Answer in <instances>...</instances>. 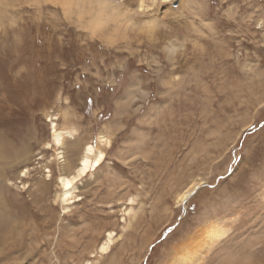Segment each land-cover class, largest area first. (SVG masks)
Wrapping results in <instances>:
<instances>
[{"label":"rangeland","instance_id":"374dc122","mask_svg":"<svg viewBox=\"0 0 264 264\" xmlns=\"http://www.w3.org/2000/svg\"><path fill=\"white\" fill-rule=\"evenodd\" d=\"M70 1L0 0V264H169L210 223L226 233L192 264H264V0H107L128 22L115 35ZM51 119L80 146L112 140L68 209Z\"/></svg>","mask_w":264,"mask_h":264},{"label":"bare ground","instance_id":"6f19581e","mask_svg":"<svg viewBox=\"0 0 264 264\" xmlns=\"http://www.w3.org/2000/svg\"><path fill=\"white\" fill-rule=\"evenodd\" d=\"M164 1L171 2L172 0H164ZM79 3H80V0L70 1L71 5H70V10H69V12L72 13L73 8L75 9V7H76L79 21H81L83 18H85V16H88L89 17L88 19H90L91 25H95V26H102L103 25V28H105V27H108L110 24H113L114 26L112 28H109V27L107 28V29H109L108 33H110L112 31L114 33L113 35L117 34L120 31H124L125 28H127L125 25L128 22H126V20H123V18H122L123 14L118 12L115 8L112 9V7L108 4L107 0H86L85 2H83V4H79ZM98 6L100 9L95 12L96 7H98ZM103 18H104V20H100ZM99 20L102 23H100ZM144 26H146V25H144ZM142 29H143V27H142ZM123 34H124V32H123ZM119 35H120V33H119ZM124 36H125V34H124ZM127 36L128 35H126V37ZM108 39L109 38H107V40ZM117 40H120V37ZM113 42H114V39H113ZM115 42H117V41H115ZM175 42L176 41H174V43L173 42L171 43V41H170L169 45L165 48L167 55H170V56L173 55L174 56V54L177 52L178 46H176V45H178V44H175ZM54 120H57V119H54ZM50 122L52 123L51 124L52 140L50 143H47L46 146H47V149H50V150L54 148L53 150H54L55 158L53 160L57 161L58 164H60L59 166L61 169V175L58 179L59 192L56 195V198L65 207V209H68L70 206H72L73 204H75L81 200V199H78V195H77V193L79 192V189H80L78 183L81 180H83V178L87 177L91 172L97 171L102 166V164L105 162V159H106V151L103 150L101 148V146L106 145L107 147H110L112 140L110 138H108L107 135H106L107 136L106 137L104 134V136L101 135V137L98 138L99 142L101 144L100 146H98V145L95 146L92 143L91 144L88 143V144H85L83 146H80L79 144L75 143V140H76L75 137L78 135L77 134L78 132L75 128H73V129H66V128L60 129L58 127L57 123L55 124L52 119L50 120ZM71 141H73L74 143H73V146H71L69 148V150L74 149L77 152V163L76 164H71V162L67 156L66 151H64L66 144L71 142ZM73 156H75V155H73ZM47 168H48L47 166L44 167L45 171L47 170ZM20 173L21 174L23 173L22 177L26 178L27 175L29 174V171L26 170V171L20 172ZM46 173L48 174L47 175V181H48L53 177L52 171L48 170V171H46ZM44 184H45V181H40L39 186L44 185ZM196 184L194 183V184H192V186L190 185V187H188V190L186 192L184 191L183 193L178 195V198H177L178 202L180 201V203H183L186 200H188L190 195L194 194ZM153 198H155V197H153ZM159 200L160 199H158V201ZM152 201H151V203H153ZM129 202H130V206H133L134 203L136 204L137 200L130 199ZM139 203H141V202H139ZM152 206H153V204H152ZM156 206H157L156 204L153 206V210H152L153 212L157 211ZM126 210H127V212L125 211V213H126L125 216H129V225H128L129 227H130V223L132 224L133 229L134 228H140V226L143 223H145V221L143 220V217H144V215H146V213H145L143 205H141V206L139 205L138 208H130V209H126ZM66 212H68V210H66ZM144 218H146V217H144ZM0 219L3 220V217ZM206 228H207V230L205 231L206 235H207L206 236V243L209 244L207 247H205L201 251L189 252V249H185L184 243H182L181 245H179L178 247L175 248V251H173L174 255L171 258L169 264H192V263H196L198 260H200V261L204 260L206 255L214 248V244L217 245L219 243L220 239L223 238L224 234L226 233V232H224V229L222 227L218 228L213 223L208 224ZM116 237H117L116 234H114L113 232L107 233L106 237H104L103 240L101 241V243H99L97 250L95 252H93V254L96 253V255H93L92 258L96 259L97 256H100V258H102L105 255L110 256L111 255L110 253L112 252L113 246L116 244ZM128 242H129V240H128ZM180 251H182V253H180ZM204 251H206V252L203 255L201 252H204ZM84 264H98V262H96L94 260H92V261L87 260ZM115 264H119V262L115 263Z\"/></svg>","mask_w":264,"mask_h":264}]
</instances>
